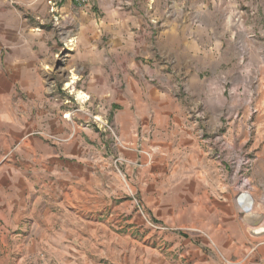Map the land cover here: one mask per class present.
Masks as SVG:
<instances>
[{"label":"rangeland","instance_id":"rangeland-1","mask_svg":"<svg viewBox=\"0 0 264 264\" xmlns=\"http://www.w3.org/2000/svg\"><path fill=\"white\" fill-rule=\"evenodd\" d=\"M8 1L41 58L43 86L40 99L28 93L12 102V111L26 121L25 132L0 151L2 162L10 160L12 172H18L24 135L55 144L65 141L46 135L41 110L48 117L65 110L60 116L72 118L76 131L95 132L110 162L86 173L78 189L46 186L42 196L36 183L28 190H12L9 223L0 222V264H170L187 244L210 243L201 222L214 206L209 199L218 179L235 196L252 195L254 168L262 179L257 125L264 128V0L157 4L165 18L181 13L188 25L202 30V50L175 65L167 61L160 80L148 70L153 58L141 59L140 81L158 82L177 105L171 116L159 118L155 131L149 125V138L134 146L121 139L113 119L118 102L91 98L78 85L83 74L75 55L84 27L80 18H89L85 28L96 27L90 18L101 16L97 5L78 11L59 8V0L58 8L48 0L45 6L39 0ZM132 1L128 7L136 6ZM147 5L151 12L153 1ZM3 7L8 5L0 0V13ZM71 89L84 98L77 99ZM135 119L141 128L147 118ZM227 127L234 130L227 134ZM24 191L25 198L13 196ZM254 209L264 215L261 204Z\"/></svg>","mask_w":264,"mask_h":264},{"label":"crops","instance_id":"crops-1","mask_svg":"<svg viewBox=\"0 0 264 264\" xmlns=\"http://www.w3.org/2000/svg\"><path fill=\"white\" fill-rule=\"evenodd\" d=\"M151 1L154 5L150 12L144 7L149 5L147 0H135L133 7H128L132 0H93L84 6L59 0L61 9L73 7L78 11H90L97 5L102 12L97 19L90 18L96 24L90 29L85 28L89 18H80L84 27L78 37L79 49L75 55L83 74H79L78 85L83 86L82 90L91 98L118 102L113 119L121 139L131 146L138 144L140 139H148L149 125H154L155 131L159 118L171 116L177 105L171 93L158 82L151 85L140 81L141 59L153 58L148 70L160 80L167 61L172 60L175 65L202 50V30L188 25L181 13L172 19L165 18L157 4L169 0ZM4 2L8 7H3L0 13V151L11 147L26 124L24 118H18L12 111V102L21 100L23 94L27 97L28 93H33L32 98L40 99L43 86L41 58L31 46L30 36L22 30L19 16L10 11L8 0ZM39 3L45 6L46 0H39ZM141 11L145 13L141 15ZM79 93L84 98V94ZM39 114V118L45 116V124H38L46 135L63 137L65 141L55 144L41 137L24 135L19 143L22 166L16 169L18 174L12 172L10 160L2 162L0 153V222L3 224L9 223L12 190H28L36 183L40 184L38 192L42 196L47 191L46 186H49L47 189L53 185L78 189L85 181L86 173L110 162L104 157L105 145H101L95 132L89 128L76 131L72 118L67 120L60 116L67 111L61 110L60 115L56 111L49 117L47 111L41 110ZM138 117L147 118L141 128L135 119ZM257 127H261L258 132H262V179L259 169L254 168L250 177L252 195L240 192L241 196H235L218 179L213 187L215 193L209 196L214 206L208 209L209 216L201 222L203 230L211 237L210 243L187 244L177 261L172 259L170 264H264V215L262 210L254 209L256 203L264 209V128ZM232 130L234 127H227L226 133ZM241 141L244 143L245 138ZM200 177L206 180L203 173ZM27 193L19 192L13 196L25 198ZM41 195L36 197L35 203L41 201ZM244 195L252 201L251 214L240 209L239 202ZM174 248L170 246L171 250Z\"/></svg>","mask_w":264,"mask_h":264},{"label":"water","instance_id":"water-1","mask_svg":"<svg viewBox=\"0 0 264 264\" xmlns=\"http://www.w3.org/2000/svg\"><path fill=\"white\" fill-rule=\"evenodd\" d=\"M239 206L243 213H249L252 210V203L250 202V200L241 198Z\"/></svg>","mask_w":264,"mask_h":264},{"label":"built area","instance_id":"built-area-1","mask_svg":"<svg viewBox=\"0 0 264 264\" xmlns=\"http://www.w3.org/2000/svg\"><path fill=\"white\" fill-rule=\"evenodd\" d=\"M50 1H52V2H50ZM65 1H70V2H72L74 4H76L77 6H84V5L92 2L93 0H65ZM57 2H58V0H48L47 1L48 4H52L53 3L56 6V8H58ZM74 44H75V42H74Z\"/></svg>","mask_w":264,"mask_h":264},{"label":"bare ground","instance_id":"bare-ground-1","mask_svg":"<svg viewBox=\"0 0 264 264\" xmlns=\"http://www.w3.org/2000/svg\"><path fill=\"white\" fill-rule=\"evenodd\" d=\"M75 79H76V78L73 77V78H72V81H75ZM67 87L70 88V85H68ZM71 91H74V94L76 95L77 99L81 100V99L83 98V95H82L81 93L76 92L74 89H71ZM241 198H243V199H245V200H250V202L252 203L251 199H250L248 196H246V195L242 196ZM251 211H252V210H251ZM251 211H250L249 213H251ZM249 213H245V214H249ZM255 225H257L256 222H255Z\"/></svg>","mask_w":264,"mask_h":264}]
</instances>
